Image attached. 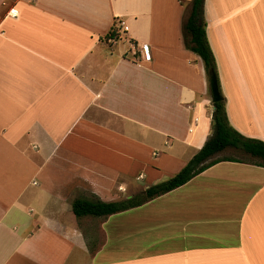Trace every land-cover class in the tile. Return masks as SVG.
Masks as SVG:
<instances>
[{
	"label": "crops",
	"instance_id": "crops-1",
	"mask_svg": "<svg viewBox=\"0 0 264 264\" xmlns=\"http://www.w3.org/2000/svg\"><path fill=\"white\" fill-rule=\"evenodd\" d=\"M190 2L0 0V264H264L254 163L219 161L107 216L72 211L171 177L211 134ZM203 18L228 123L264 141V0H203Z\"/></svg>",
	"mask_w": 264,
	"mask_h": 264
},
{
	"label": "trees",
	"instance_id": "trees-1",
	"mask_svg": "<svg viewBox=\"0 0 264 264\" xmlns=\"http://www.w3.org/2000/svg\"><path fill=\"white\" fill-rule=\"evenodd\" d=\"M182 31L186 48L200 56L208 76L210 71L216 74L214 56L205 33L203 0H191L190 10L182 23ZM112 34L113 32H110L107 37ZM212 104V132L178 172L165 180L148 185L142 193L137 194L138 196L130 198L103 201L97 197H76L71 204L73 213L77 217L107 216L140 205L184 184L207 167L222 160L250 162L264 167V141L244 136L228 123L223 98ZM228 148L249 156L250 160L235 156H215Z\"/></svg>",
	"mask_w": 264,
	"mask_h": 264
},
{
	"label": "water",
	"instance_id": "water-1",
	"mask_svg": "<svg viewBox=\"0 0 264 264\" xmlns=\"http://www.w3.org/2000/svg\"><path fill=\"white\" fill-rule=\"evenodd\" d=\"M209 86H210V91H211L212 103L220 100L222 97H221V94L219 92L217 76H216L214 71L209 72ZM212 108L214 109L213 105H212ZM128 198H130V196H128Z\"/></svg>",
	"mask_w": 264,
	"mask_h": 264
},
{
	"label": "built area",
	"instance_id": "built-area-1",
	"mask_svg": "<svg viewBox=\"0 0 264 264\" xmlns=\"http://www.w3.org/2000/svg\"><path fill=\"white\" fill-rule=\"evenodd\" d=\"M10 12H12V14L14 13V10L11 9ZM120 27L123 26V22L120 21L119 22ZM115 31V33L113 35H110L108 40L109 41H113L116 37H118L117 33L119 32L117 28H115L114 30H112V32ZM136 49H138L139 53L141 54V56L143 57L144 60H149L150 59V53H149V48L147 44H139L136 46Z\"/></svg>",
	"mask_w": 264,
	"mask_h": 264
},
{
	"label": "rangeland",
	"instance_id": "rangeland-1",
	"mask_svg": "<svg viewBox=\"0 0 264 264\" xmlns=\"http://www.w3.org/2000/svg\"><path fill=\"white\" fill-rule=\"evenodd\" d=\"M215 156H219V157H221V156H235V157H239V158H242L245 160H250L249 156L242 154L241 152L236 151V150L231 149V148L225 149V150L221 151L220 153L216 154ZM137 194H139V192L134 193L132 196H138ZM132 196H130V197H132Z\"/></svg>",
	"mask_w": 264,
	"mask_h": 264
}]
</instances>
